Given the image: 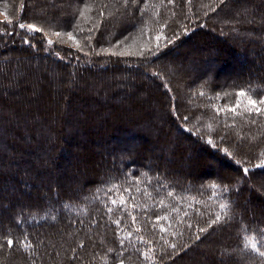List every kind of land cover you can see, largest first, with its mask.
<instances>
[{"label": "trees", "instance_id": "obj_1", "mask_svg": "<svg viewBox=\"0 0 264 264\" xmlns=\"http://www.w3.org/2000/svg\"><path fill=\"white\" fill-rule=\"evenodd\" d=\"M261 101L264 0H0V264H264Z\"/></svg>", "mask_w": 264, "mask_h": 264}, {"label": "snow or ice", "instance_id": "obj_2", "mask_svg": "<svg viewBox=\"0 0 264 264\" xmlns=\"http://www.w3.org/2000/svg\"><path fill=\"white\" fill-rule=\"evenodd\" d=\"M20 27H24V25L23 24H21L20 25ZM29 28H33L34 29V26H32V25H29L28 26ZM34 30H37V29H34ZM57 35H59V34H57ZM69 38L70 39H72L73 37L71 36V34H69ZM49 43H51V41H49ZM241 95H243V93H241ZM250 103L253 105V106H255V104H256V102L255 101H250ZM261 103H264V101H261ZM233 111H234V109H233ZM257 111H259V109H257ZM245 171H248V169H245ZM113 203H115V201H113ZM121 203H123V200H121ZM223 207V206H222ZM220 219V217L219 216H217V220H219ZM8 245L9 246H12V244H13V241L12 240H9L8 242ZM254 248L256 247V245L255 244H253L252 245ZM261 256H264V252H260L259 253Z\"/></svg>", "mask_w": 264, "mask_h": 264}, {"label": "rangeland", "instance_id": "obj_3", "mask_svg": "<svg viewBox=\"0 0 264 264\" xmlns=\"http://www.w3.org/2000/svg\"><path fill=\"white\" fill-rule=\"evenodd\" d=\"M57 12H58V11H57ZM194 48H195V47L193 46V49H194ZM6 68H7V66L5 67V69H6ZM5 69H4V70H5ZM4 72H5V71H4ZM7 81H8V80H7ZM7 81L5 82V84L7 83ZM8 84H9V82H8Z\"/></svg>", "mask_w": 264, "mask_h": 264}]
</instances>
